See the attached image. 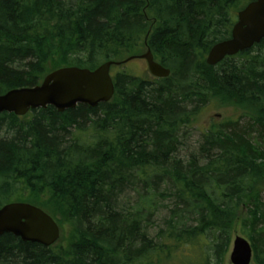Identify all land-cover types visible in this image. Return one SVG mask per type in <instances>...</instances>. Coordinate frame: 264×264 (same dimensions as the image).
Segmentation results:
<instances>
[{
	"label": "trees",
	"instance_id": "obj_1",
	"mask_svg": "<svg viewBox=\"0 0 264 264\" xmlns=\"http://www.w3.org/2000/svg\"><path fill=\"white\" fill-rule=\"evenodd\" d=\"M252 1L0 0V95L120 63L106 103L0 114V208L68 229L49 247L3 234L0 264H224L237 223L264 264V39L205 61ZM147 49L168 77L122 69ZM207 107L235 118L192 145Z\"/></svg>",
	"mask_w": 264,
	"mask_h": 264
},
{
	"label": "water",
	"instance_id": "obj_2",
	"mask_svg": "<svg viewBox=\"0 0 264 264\" xmlns=\"http://www.w3.org/2000/svg\"><path fill=\"white\" fill-rule=\"evenodd\" d=\"M264 39V0H254L237 12L230 37L214 44L207 53L206 64L214 66L225 57L249 50ZM144 60L153 78H166L169 70L154 60L147 49L136 57ZM134 59L128 58L121 63ZM120 63L108 61L94 70L61 67L48 73L39 85L17 88L0 95V114L13 113L24 116L36 109L52 107L61 113L77 105L90 108L111 100L114 86L110 68ZM11 234L23 242L37 243L45 247L53 245L59 237L55 221L43 210L33 205L13 202L0 208V236ZM252 251L243 237L232 241L229 262L250 264Z\"/></svg>",
	"mask_w": 264,
	"mask_h": 264
},
{
	"label": "rangeland",
	"instance_id": "obj_3",
	"mask_svg": "<svg viewBox=\"0 0 264 264\" xmlns=\"http://www.w3.org/2000/svg\"><path fill=\"white\" fill-rule=\"evenodd\" d=\"M143 53H145V51H143ZM142 53V54H143ZM123 70H128L129 72L135 73L138 76H142V77H150L148 70H147V66L144 60H140V59H135V60H130L128 62H126L125 65H123ZM53 71V70H52ZM50 71V72H52ZM49 72V73H50ZM235 114L232 113L231 108H222V109H215V108H206L205 111L201 114V116L198 118V120L196 121V123L194 124L195 127V132L192 133V137H191V141L193 142L192 145H194V142L198 139V131H202L204 129L207 128V126L210 125L211 122H219L223 119H228V118H235L234 116ZM211 121V122H210ZM197 131V132H196ZM262 202L264 204V194H262ZM161 215H163V213H161ZM55 221V223L57 224L58 228H59V238H61V240L64 241V243H66L67 236H68V229L65 225L60 224L59 222H57L55 219H53ZM156 227L158 228L159 226L156 225ZM156 228V229H157ZM240 227L239 224L237 223L236 228H235V232L232 234L231 240H230V244L228 247V251L227 254L225 255L224 258V264H231L229 262V254L231 252V247H232V241L235 239V237H243L240 233ZM57 240V241H58ZM181 264L179 262H175L174 264Z\"/></svg>",
	"mask_w": 264,
	"mask_h": 264
},
{
	"label": "bare ground",
	"instance_id": "obj_4",
	"mask_svg": "<svg viewBox=\"0 0 264 264\" xmlns=\"http://www.w3.org/2000/svg\"><path fill=\"white\" fill-rule=\"evenodd\" d=\"M251 251H252V249H251ZM253 258V253H252V257H251V259ZM252 261V260H251Z\"/></svg>",
	"mask_w": 264,
	"mask_h": 264
}]
</instances>
